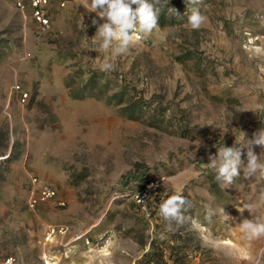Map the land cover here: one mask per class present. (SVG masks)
<instances>
[{"label": "rangeland", "instance_id": "374dc122", "mask_svg": "<svg viewBox=\"0 0 264 264\" xmlns=\"http://www.w3.org/2000/svg\"><path fill=\"white\" fill-rule=\"evenodd\" d=\"M60 1L43 29L0 0V264H264V237L240 228L264 222V179L243 175L246 149L227 188L208 166L264 130V0L158 5V28L108 72L93 39L105 21ZM33 179L56 195L30 208ZM181 190L186 220L167 232L159 204Z\"/></svg>", "mask_w": 264, "mask_h": 264}, {"label": "clouds", "instance_id": "9594fccd", "mask_svg": "<svg viewBox=\"0 0 264 264\" xmlns=\"http://www.w3.org/2000/svg\"><path fill=\"white\" fill-rule=\"evenodd\" d=\"M199 0H187L188 4H197ZM169 0H83V7L105 22L97 27L96 40L97 51L108 52L109 59L101 63L102 71L113 70L114 65L111 59L125 55L133 46L134 34L140 36H151L158 28L159 6H167ZM169 11L175 9L169 8ZM204 17L198 8H192L187 19V25L192 30H198L205 23ZM96 21H93L95 24ZM243 140L240 145L236 143L232 147L222 146L217 148V155L210 157V166L216 173V180L222 188L233 184L240 176L242 166V149H246L247 164L243 166V175L246 178L259 176L264 179V162L261 157L254 153V146L264 148V130L253 134L252 139H246L243 133ZM181 191L174 192L167 199L159 204V215L166 222L165 231L173 230V223L181 225L186 220L183 212L187 203ZM250 207V206H248ZM225 221L232 218L226 215L224 208L220 209ZM242 213V212H241ZM240 228L249 240L264 237V222H257L252 219H244Z\"/></svg>", "mask_w": 264, "mask_h": 264}, {"label": "built area", "instance_id": "2783aa9c", "mask_svg": "<svg viewBox=\"0 0 264 264\" xmlns=\"http://www.w3.org/2000/svg\"><path fill=\"white\" fill-rule=\"evenodd\" d=\"M14 6L22 12H26L31 20L36 23L41 28H47L49 26V17L47 15V7L49 5V0H12ZM69 0H61L59 6L63 7L65 3ZM134 40L142 39L140 34H134ZM13 92L16 94L18 102L22 105L26 104L29 100L30 93L21 85H15L13 87ZM36 184V189L34 195L28 200L27 204L30 208H34L39 203L45 202L47 200L53 199L56 195V191L53 187L40 184L36 179H33ZM65 232L64 227L52 228L48 231V236L63 234ZM2 264H18V260L12 256L8 255L4 257Z\"/></svg>", "mask_w": 264, "mask_h": 264}, {"label": "crops", "instance_id": "0c3cea01", "mask_svg": "<svg viewBox=\"0 0 264 264\" xmlns=\"http://www.w3.org/2000/svg\"><path fill=\"white\" fill-rule=\"evenodd\" d=\"M81 238L86 239L85 240L86 242L88 241L86 236H80V237H77V243L80 242L79 240H82ZM50 261H53L55 264H57V262L55 260H53V259H50Z\"/></svg>", "mask_w": 264, "mask_h": 264}]
</instances>
